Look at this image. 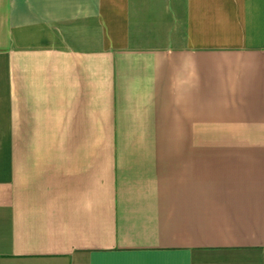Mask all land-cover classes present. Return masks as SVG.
Masks as SVG:
<instances>
[{
    "label": "crops",
    "instance_id": "0c3cea01",
    "mask_svg": "<svg viewBox=\"0 0 264 264\" xmlns=\"http://www.w3.org/2000/svg\"><path fill=\"white\" fill-rule=\"evenodd\" d=\"M0 264H264V0H0Z\"/></svg>",
    "mask_w": 264,
    "mask_h": 264
}]
</instances>
